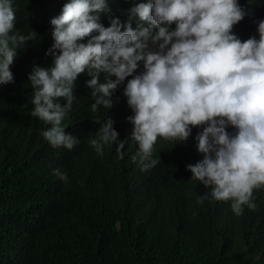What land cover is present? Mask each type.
Returning a JSON list of instances; mask_svg holds the SVG:
<instances>
[{"label": "trees", "instance_id": "1", "mask_svg": "<svg viewBox=\"0 0 264 264\" xmlns=\"http://www.w3.org/2000/svg\"><path fill=\"white\" fill-rule=\"evenodd\" d=\"M66 2L14 0L16 30L35 36L18 49L10 66L13 82L0 85V264H264V187L254 189L257 207L244 206L236 215L230 201L213 199L186 168L203 159L195 139L203 126L193 127L186 141L158 137L155 166L141 170L123 95L131 76L113 91L111 108L93 112L95 98L86 84L91 76L87 69L80 73L63 122L79 144L54 148L43 137L49 125L32 114L28 76L33 66L52 65L46 55L54 42L50 20ZM140 2L146 0H107L99 22L107 27L119 18L136 28L139 21L130 19L129 9ZM239 3L248 14L233 32L242 41L258 38L264 0ZM141 71L142 64L136 73ZM108 117L118 139L127 141L123 159L115 144L105 145L102 155L90 144L97 121ZM54 168L66 172L69 182Z\"/></svg>", "mask_w": 264, "mask_h": 264}, {"label": "clouds", "instance_id": "2", "mask_svg": "<svg viewBox=\"0 0 264 264\" xmlns=\"http://www.w3.org/2000/svg\"><path fill=\"white\" fill-rule=\"evenodd\" d=\"M107 10V0H67L50 20L54 42L46 55L53 63L33 66L28 76L32 114L49 125L43 137L54 148L79 144L63 122L80 73L87 69L91 76L86 84L95 98L93 112L111 108L113 91L131 76L123 95L141 170L155 166L158 137L186 141L193 127L203 126L195 137L203 159L186 165L191 178L210 188L213 199L230 201L236 215L244 206L254 210V189L264 187V19L259 37L242 41L233 32L248 14L239 0H146L129 9L130 19L139 21L136 28L119 18L105 27L99 20ZM34 36L16 30L14 0H0V85L13 82L10 66ZM97 122L91 146L102 155L105 145L115 144L123 159L127 141L118 139L113 119ZM52 171L69 182L60 168Z\"/></svg>", "mask_w": 264, "mask_h": 264}]
</instances>
